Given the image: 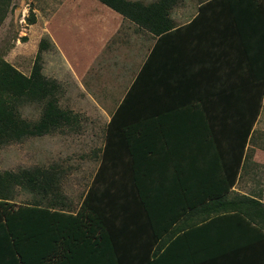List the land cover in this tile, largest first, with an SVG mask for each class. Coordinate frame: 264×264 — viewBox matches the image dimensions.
I'll return each instance as SVG.
<instances>
[{
    "label": "crops",
    "instance_id": "obj_1",
    "mask_svg": "<svg viewBox=\"0 0 264 264\" xmlns=\"http://www.w3.org/2000/svg\"><path fill=\"white\" fill-rule=\"evenodd\" d=\"M141 1L148 3L154 0ZM221 7V3L215 0H202L198 4L196 0H174L166 15L172 24L159 34L136 24L99 0H62L47 16V31L66 62L69 53L63 46L66 49L78 47L76 52L70 53L72 57L77 56L79 62L75 82L85 95L93 96V93L99 97V101H96L93 96L95 108L108 112L103 123L101 148L91 155L99 161L93 174L96 175V184L87 186L80 203L86 198L88 189L96 190V193L90 194L92 200H88V204L95 215L104 220L109 242L115 246L114 252L123 256L126 262L135 261L139 255L143 261L151 259L163 252L180 233L187 253L181 245L168 256L171 259L163 260L165 264H264V228L239 211L213 209L199 212L198 206L187 208L154 241L148 223L142 235L134 234L138 227L136 224L144 219V209L139 201L130 194L126 200L118 197L109 200L111 190L123 183L121 178H128L131 174V156L126 148L131 139L122 135L120 130L138 125H156L143 120L155 112L167 114L166 120L157 125L172 128L170 143L173 150L153 152V155L158 161L165 158L173 161V176L182 174V160L198 156L204 158L206 165L200 173L205 177L209 178L216 171L222 175L236 171L234 182L228 185L223 201L236 195H248L261 201V196L250 189L252 186H248V177L257 173L248 166L246 155L261 109L243 143L245 128L240 127L238 120L230 119L237 109L236 105L212 104L215 94L230 95L231 85V88L239 90L237 94L245 95L243 87L240 91V84L246 81L250 83L254 79L241 52L243 44L238 32L232 23L223 18L228 13ZM57 13H61L59 20ZM159 17V25L166 23L164 17ZM50 23L61 25L65 34L71 33L67 37L70 40L61 41L63 46L58 45L60 41L53 36ZM139 72L141 76L137 80ZM221 81L229 87L221 88ZM250 85L254 94L257 87L255 83ZM200 98H205L204 103ZM198 104L208 116L215 112L218 115L224 112L225 115L208 120L210 130L205 139L210 142L205 140L197 146L191 140L193 133L183 132L185 120L180 117L182 112L188 114L187 125L191 122L189 118L196 113ZM138 112L142 113L141 119L135 121L133 119ZM164 140L159 138L157 142V145L163 146L162 150L169 146ZM263 154L262 148H256L251 159L258 162L264 159ZM217 160L222 164L218 166ZM189 164L190 172H195L197 168L194 169L192 162ZM131 187L130 183H125L124 190L132 193ZM179 188L175 189L178 191ZM101 190L104 192L101 193ZM261 191L264 198V189ZM179 225L185 226L178 232ZM99 232L100 228L94 232V236Z\"/></svg>",
    "mask_w": 264,
    "mask_h": 264
},
{
    "label": "trees",
    "instance_id": "obj_2",
    "mask_svg": "<svg viewBox=\"0 0 264 264\" xmlns=\"http://www.w3.org/2000/svg\"><path fill=\"white\" fill-rule=\"evenodd\" d=\"M99 1L111 6L136 24L150 28L155 34L166 31L172 24L166 15L174 0H154L148 3L140 0ZM215 1L221 3L222 9H226L228 22L237 30L243 44L241 52L254 79L250 80V83L246 81L245 84H240V91L243 87L245 95L237 94L239 90L231 88V85L228 92L230 95L215 94L212 96V104L236 105L237 109L230 119L238 120L240 127L245 128L242 135L244 143L259 106L257 98L250 102V84L255 83L258 87L264 83V0ZM3 4L0 3V20L5 11ZM159 15L166 19V23L159 25ZM43 41L41 37L38 48L43 45ZM34 71L30 76H25L0 56V145L51 132L62 122L64 113L57 106L56 97L52 96L55 82L40 73L39 69ZM140 76L141 72L138 73L137 80ZM223 82L221 81V88L229 87L227 83L224 86ZM34 100L42 103L41 114L33 120L21 117L19 107ZM204 100L205 98H200L203 103ZM140 114L142 113H136L133 120L140 121ZM187 115L182 112L180 117L185 120V124H182L185 128L182 130L193 133L191 140L198 146L207 140L206 134L210 130L208 120L223 118L225 113L218 115L215 112L208 116L198 104L196 113L189 118L191 122L186 125ZM166 116L165 113L153 112L143 120L157 125L166 120ZM156 125H138L120 130L122 135L131 139L126 148L131 156V174L128 180L132 193L124 190L125 182L122 181L121 185L111 190L109 200H115L116 197L126 200L130 194L143 206L144 219L136 224L138 227L134 231L135 236L142 235L148 223L155 241L187 208L197 206L199 212H210L213 209L236 210L264 228V204L260 200L248 195H236L228 201H223L228 185L234 182L235 170L232 174L223 175L216 171L209 178L205 177L200 173L206 165L204 158L195 156L181 161L182 174L176 177L171 173V159L156 160L153 152L173 150L170 143L172 128ZM159 138L169 143L167 149L162 150L163 146L157 145ZM241 154L240 150V157ZM188 161L192 162L195 170L197 168L195 172H190ZM221 164L222 162L217 160V165ZM56 186L54 174L40 168L20 169L17 172L8 169L0 171V264H165L163 260L171 259L168 256L181 245L187 253L185 241L178 233L163 252L151 259L143 261L139 255L135 261H124L123 256L114 252V244L111 246L109 242L104 220L95 215L92 206L88 204V200H92L90 194L96 193V190L90 188L80 207L71 210L66 202L57 197L54 191ZM14 187L29 193L35 192L47 201L44 204L34 201L15 204ZM47 190L54 194L50 199ZM102 192L104 191L101 190ZM184 226L179 225L178 232ZM98 228L100 232L94 236Z\"/></svg>",
    "mask_w": 264,
    "mask_h": 264
},
{
    "label": "rangeland",
    "instance_id": "obj_3",
    "mask_svg": "<svg viewBox=\"0 0 264 264\" xmlns=\"http://www.w3.org/2000/svg\"><path fill=\"white\" fill-rule=\"evenodd\" d=\"M61 1L0 0V3H4L2 6L5 10L0 20V56L25 76H30L31 72L39 69L40 73L53 80L56 86L52 96L56 97V104L64 113L60 126L51 132L31 135L20 142L1 144L0 171L8 169L17 172L20 169L40 168L54 174L57 184L54 191L57 197L66 202L68 208L76 210L81 205L80 201L87 186L96 184V175L93 174L99 166V161L94 160L91 155L101 148L100 142L104 136L103 123L108 112H101L95 108L94 94L91 93L94 97L85 95L83 89L75 82L79 62L77 56L72 57L70 53L76 52L78 47L66 49L61 43L63 39L66 42L70 40L67 37L71 33H63V28L59 24H49L53 36L60 41L58 45H62L69 53L66 62L47 31V16ZM196 1L198 4L202 0ZM60 17L61 13H57V20ZM223 18L228 20L226 14ZM223 18L219 19L225 20ZM41 37L44 43L42 42L43 45L38 48ZM252 96H248L250 102L252 99H259L257 113L260 109L261 111L256 118V128L252 132L247 148L248 166L257 173L248 177V186H252L250 189L254 190L255 194L258 193L264 202L261 191L264 189V159L258 162L251 159L256 148H262L264 151V83L258 85ZM95 99L99 101V97ZM41 107V102L35 100L27 102L19 107L20 115L28 120L36 119L41 114ZM127 179L129 177L121 178L123 182L129 183ZM13 192L15 204L31 201L44 204L47 201L45 198L41 199L35 192L29 193L18 187H14ZM47 192L48 199L54 196L49 190Z\"/></svg>",
    "mask_w": 264,
    "mask_h": 264
}]
</instances>
